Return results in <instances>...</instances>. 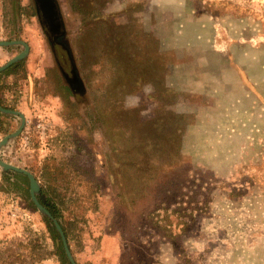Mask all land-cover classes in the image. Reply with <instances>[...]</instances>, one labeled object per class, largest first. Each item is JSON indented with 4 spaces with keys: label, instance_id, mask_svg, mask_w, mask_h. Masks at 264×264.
I'll return each instance as SVG.
<instances>
[{
    "label": "rangeland",
    "instance_id": "obj_1",
    "mask_svg": "<svg viewBox=\"0 0 264 264\" xmlns=\"http://www.w3.org/2000/svg\"><path fill=\"white\" fill-rule=\"evenodd\" d=\"M52 2L56 45L37 0H0L3 264H61L3 164L76 264H264V0Z\"/></svg>",
    "mask_w": 264,
    "mask_h": 264
},
{
    "label": "trees",
    "instance_id": "obj_2",
    "mask_svg": "<svg viewBox=\"0 0 264 264\" xmlns=\"http://www.w3.org/2000/svg\"><path fill=\"white\" fill-rule=\"evenodd\" d=\"M2 185L5 186L10 191H16V190L20 189L22 197L24 196L23 198H25L26 200H29L28 179L22 173H18V172H14V171L3 172L2 173ZM23 185H25V187H23ZM40 192H41L40 201L46 206V208L49 210V212L52 214V216L58 220V222H59V224H60V226L64 232L66 240H67V235H66L67 227L64 224L60 209L57 207V204L51 199L50 195L46 192V190L43 189V187H41ZM28 202H29L30 206H33V204L30 201H28ZM44 220H45L46 227L48 229V232H49L50 237H51L52 242H53L54 254L58 257L61 264H70L68 261L67 255L65 253L63 243L61 241V237H60L59 233L57 232L54 224L47 217H45ZM31 241L33 242V241H35V239L32 238ZM35 244L38 245L39 243H35ZM35 244H31V242H27L26 245L21 244L23 246V248L21 250L17 248L18 251L16 253L20 257H24L25 254L29 253V247H31L32 252L34 254H36L33 257V263L36 260L44 259L46 257V255H45V252L43 251V249L41 248L40 244L38 245V247H36L39 249L38 250L39 253H35V251H34L35 246H36ZM4 262H5V259L0 260L1 264H3ZM20 264H29V263H26L25 260H21Z\"/></svg>",
    "mask_w": 264,
    "mask_h": 264
},
{
    "label": "water",
    "instance_id": "obj_3",
    "mask_svg": "<svg viewBox=\"0 0 264 264\" xmlns=\"http://www.w3.org/2000/svg\"><path fill=\"white\" fill-rule=\"evenodd\" d=\"M43 2H47L48 0H42ZM12 62V61H11ZM3 164V163H2ZM4 168H12L13 170L17 171V172H22L24 173L28 179H29V186H30V195H31V199L32 201L37 205V207L39 209H41L53 222L57 232L59 233L60 237H61V241L63 243V247H64V250H65V253L70 261L71 264H76L74 259L72 258L71 256V253L69 251V248H68V245H67V242H66V238H65V235H64V232L61 228V226L59 225V223L56 221V219L50 214V212L48 210H46L45 207H43L38 199L36 198V193L38 192L39 190V186H38V183L36 182V180L34 179V177L28 173L27 171L25 170H22V169H19V168H15V167H12V166H9V165H6V164H3Z\"/></svg>",
    "mask_w": 264,
    "mask_h": 264
},
{
    "label": "flooded vegetation",
    "instance_id": "obj_4",
    "mask_svg": "<svg viewBox=\"0 0 264 264\" xmlns=\"http://www.w3.org/2000/svg\"><path fill=\"white\" fill-rule=\"evenodd\" d=\"M37 9L42 19L43 24L47 27L48 33H51L53 36L51 39L54 38L55 45L57 43V38L61 34L60 32V22L56 13V8L52 2V0H48L47 2H43L42 0H37Z\"/></svg>",
    "mask_w": 264,
    "mask_h": 264
}]
</instances>
